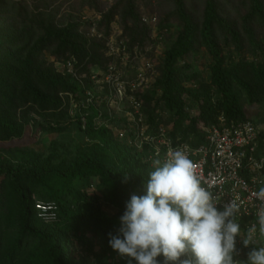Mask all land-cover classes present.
<instances>
[{
  "label": "trees",
  "instance_id": "1",
  "mask_svg": "<svg viewBox=\"0 0 264 264\" xmlns=\"http://www.w3.org/2000/svg\"><path fill=\"white\" fill-rule=\"evenodd\" d=\"M82 1L97 6L96 0ZM234 1L171 0L173 12L158 26L159 31L170 30L169 20L175 19L179 32L165 45L153 90L140 99L152 131L164 124V111L168 113L172 130L167 133L174 144L197 147L205 137L201 127L217 125L220 117L228 126L260 118L261 110L249 117L244 104L264 107V0H241L237 6ZM118 12L129 51L139 49L149 29L141 23L134 0H120L96 22L98 31L105 29L101 40L80 32L91 25L87 21L60 27L52 14L30 17L17 0H0V141L20 137L18 108L29 105L54 118L63 105L60 94L82 99L81 84L48 68L44 55L73 61L78 74L104 70L109 62L105 39ZM87 112L86 128L78 125L89 146L74 157L53 164L52 157L32 154L13 164L0 156V264H127L110 247L108 234H116L131 195L146 194L153 152L95 126L97 111ZM119 122V128L126 124ZM92 180L103 198L88 192ZM36 201L55 203L57 222L37 220Z\"/></svg>",
  "mask_w": 264,
  "mask_h": 264
},
{
  "label": "built area",
  "instance_id": "2",
  "mask_svg": "<svg viewBox=\"0 0 264 264\" xmlns=\"http://www.w3.org/2000/svg\"><path fill=\"white\" fill-rule=\"evenodd\" d=\"M88 21L91 22L89 36L103 39V35L95 28L99 20ZM155 21V18H141V23L151 28L155 27ZM105 47V56L110 61L104 70L90 68L88 74H78L73 61L56 63L55 68L59 73L70 76L84 88L82 99L66 94L71 104L78 101L73 108L77 107L79 111L95 109L98 114L93 119L95 126L120 129L116 135L119 139L131 136L139 150L145 145L149 146L153 152L150 159L153 160H163L170 148L187 145L201 186L216 198L218 210L222 211L224 205L232 201L237 205L235 220L240 225V234L236 247L239 255L234 256V260L246 262L247 253L252 246L245 248L242 240L247 237L248 229L253 224L257 226L253 246L264 245V237L259 234L258 224L260 201L253 195L264 187V107L261 108L260 118L255 122L246 121L228 126L225 119L220 117L217 125L201 127L205 137L197 147L186 143L174 144L162 125L152 131L143 113L140 94L149 86V80L154 76L153 64L143 59L139 49L135 48L130 52L125 41L113 42L111 38L106 40ZM123 68L132 70V77ZM85 81L89 82V89H85ZM101 108H104L105 114ZM80 118L81 129L84 130L87 117L82 115ZM119 121H124L127 125L119 128ZM34 211L36 219L43 224H53L58 220V208L53 202L36 201Z\"/></svg>",
  "mask_w": 264,
  "mask_h": 264
},
{
  "label": "clouds",
  "instance_id": "3",
  "mask_svg": "<svg viewBox=\"0 0 264 264\" xmlns=\"http://www.w3.org/2000/svg\"><path fill=\"white\" fill-rule=\"evenodd\" d=\"M152 164L146 194L131 195L116 234H108L120 258L127 264H264V245L253 246L256 224L242 240L245 248L252 246L247 261L234 260L239 255L237 205L232 201L218 210L216 198L201 186L187 145L170 148ZM253 195L260 201L259 234L264 237V187Z\"/></svg>",
  "mask_w": 264,
  "mask_h": 264
},
{
  "label": "rangeland",
  "instance_id": "4",
  "mask_svg": "<svg viewBox=\"0 0 264 264\" xmlns=\"http://www.w3.org/2000/svg\"><path fill=\"white\" fill-rule=\"evenodd\" d=\"M240 1L235 0L234 5L237 6ZM17 2L25 8L30 17L52 14L56 24L60 27H65L68 24H75L79 21L89 22V19L100 20L120 0H96L97 6L94 8L83 5L82 0H17ZM134 6L139 16L143 18L151 17L156 20L155 27L151 28L147 26L149 29L147 40L140 47L138 46L143 59L150 61L154 66V76L149 80V86L140 94L142 96L146 93L148 95L153 90L157 78L160 77V60L163 57L165 45L175 40L179 28L178 22L175 19H170L169 24L172 26L170 30H164L163 32L158 30L159 24L173 12L171 0H134ZM199 9L201 10V8ZM118 14L119 12L116 13L111 22L110 35L105 40L112 38L113 42L122 40L128 44L129 38L124 35L123 27L119 23ZM90 28L91 25L84 26L80 32L90 38ZM95 28L98 33L103 35L105 30L104 26L98 31L97 24H95ZM44 58L49 65L48 68H52L55 72H58L56 71L55 65L60 61L49 54H45ZM200 63L201 61L196 65L199 72L203 71ZM123 71L129 77H132V70L129 71V69L123 68ZM60 98L63 105L58 111L54 112V118L50 116L51 113H41L36 107L31 109L29 105L18 108L15 120L16 124L22 128L21 135L18 138H12L8 141H0V156L8 159L13 164H18L24 157L35 154L42 159L52 157L53 164H57L65 158L70 159L74 157L79 150L89 146L85 134L79 130L78 125L79 122L81 123V118L79 120L78 116H87L88 112L86 110L79 111L77 107L73 108L74 103L78 101L71 104V100L66 94H60ZM142 105L143 107L146 106L144 103ZM150 106L153 108V105ZM244 107L249 117L255 112L259 113L261 110L260 107L250 108L246 104H244ZM162 126L168 131L172 130V121H169V116L166 111H164V124ZM119 130L111 128L114 137ZM119 140H125L128 145L136 147V143L134 144L133 138L131 137H125ZM90 183L91 187L88 192L96 193L103 198L105 193L98 189L96 181L92 180ZM103 209L109 214L113 213L106 205ZM91 243L93 244L94 250L99 252V246L96 241L91 240Z\"/></svg>",
  "mask_w": 264,
  "mask_h": 264
}]
</instances>
